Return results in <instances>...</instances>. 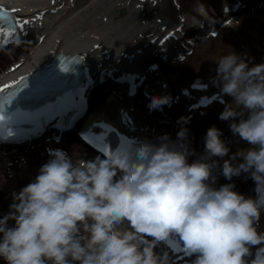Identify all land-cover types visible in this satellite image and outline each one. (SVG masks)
Returning <instances> with one entry per match:
<instances>
[{
	"label": "clouds",
	"instance_id": "clouds-1",
	"mask_svg": "<svg viewBox=\"0 0 264 264\" xmlns=\"http://www.w3.org/2000/svg\"><path fill=\"white\" fill-rule=\"evenodd\" d=\"M250 62L232 51L218 60L214 78L221 95L232 98L219 119L233 121L231 133L249 148L229 156L213 125L200 154L190 148L186 128L175 141L163 134L156 143L138 141L104 158L74 160L62 149L49 150L47 162L11 193L9 211L0 217V260L172 264L166 242L179 239L183 254L194 257L191 264H264V231L258 230L264 213V63ZM169 100L153 96L147 108L160 110ZM242 174L254 181V196L235 191L234 183L216 186L218 175L231 181Z\"/></svg>",
	"mask_w": 264,
	"mask_h": 264
},
{
	"label": "bare ground",
	"instance_id": "bare-ground-1",
	"mask_svg": "<svg viewBox=\"0 0 264 264\" xmlns=\"http://www.w3.org/2000/svg\"><path fill=\"white\" fill-rule=\"evenodd\" d=\"M236 1L159 0L157 6L152 7L151 0H0V5L9 11L18 9L13 12L17 18L30 21L22 30L18 29L7 38V43H4L6 38L0 34V91L19 74L33 68L54 50L80 54L89 76L92 74L90 66L96 68L101 63L111 62L113 71L121 70L124 76L133 77L135 85L142 88L139 90V95H143V100L138 96L134 99L140 105L139 110L147 117H152V121L147 122L139 116L136 117L134 112L128 109L112 111L109 103L117 98L114 97L112 90L109 89V92L113 97L106 92H108L107 87L114 85L116 81L99 84L107 77L102 73L95 82L87 83L82 91L86 99L85 105L92 102L94 109L90 113L98 112L101 108V111L108 114L107 117L102 118L104 122L130 139L158 141L160 136L167 134L175 141L177 132L181 128H186L190 148L194 149L197 154L203 153V137L209 122L217 118L224 110L225 103L222 97H231L215 93L218 87L215 86L214 79L207 84L197 83V89L194 86L191 87L193 84L188 87V90L179 88L178 80L175 76H171L172 64L159 61L157 55L176 53L184 45L182 39L176 38L177 34L182 31L199 35L213 22L218 24L215 21L216 17L212 16L213 13L221 17V7L230 8L229 11L233 10ZM238 1L245 2L244 7H257L264 0ZM201 5H208L213 9L212 11L206 10L210 20H204L200 27H190L192 20L185 18L187 15H193L191 19L195 17L199 21L206 17V14L200 13L202 12ZM82 16L89 17L90 20L79 25L77 21ZM240 16L236 13L234 19ZM262 16H264V10L262 12L257 10L253 17V21L257 22L256 33L246 32L248 42L256 43L251 44V47L257 51L259 63H264V54H262L264 52V20ZM164 19L168 21L166 25H162ZM229 19H232L231 16ZM234 27L228 26L229 31L222 30L221 33H231L230 29ZM44 31L47 33L41 41L38 36ZM189 38L192 37L189 36L186 39ZM89 39L97 41V45L102 49L90 48L87 44ZM148 51L157 54L147 55L150 57L147 65L151 68V73H144V70L138 71L142 64L140 57L143 52ZM113 65L115 68H112ZM159 71L163 74L160 82L156 79ZM144 74V78H141ZM114 77L115 74L111 73L107 78L115 79ZM146 87H148V93L143 91ZM164 95L170 97L169 104L162 106L160 110L149 111L147 105L152 97ZM197 113H202L203 117L196 119ZM93 121L94 117L88 124ZM49 142L45 141L34 146L25 153L21 152V149L14 150L12 153L0 150V217L9 211V205L12 203L11 193H18L32 181L38 174L40 166L47 162L49 150L62 149L74 160L78 158L90 160L100 156L98 153L87 152V146L74 135V131L71 132V137L64 142L58 141L52 145L48 144ZM194 158V156L190 157V160ZM218 180L221 185L227 183L237 185L233 178L229 181L224 177H219ZM251 181L253 182L249 178V182ZM251 185L249 189L244 186L240 190L236 186L235 191L254 196L252 190L255 183ZM263 221L264 213L259 222V231H264ZM166 246L170 250L172 264H191V260L194 259V257H186L183 254L182 243L179 239L168 240ZM0 264H5V262L0 260Z\"/></svg>",
	"mask_w": 264,
	"mask_h": 264
},
{
	"label": "rangeland",
	"instance_id": "rangeland-1",
	"mask_svg": "<svg viewBox=\"0 0 264 264\" xmlns=\"http://www.w3.org/2000/svg\"><path fill=\"white\" fill-rule=\"evenodd\" d=\"M250 17L251 14L245 13L243 16L236 18L234 23L237 24L235 29H232L231 33H221L216 38L202 40L195 46L194 51L184 58L183 63L173 66L171 76H176L177 80H179V84H184V82L190 79H192L190 81H196L205 79L206 77L215 78L216 74H213V72H216V63L222 56L227 55L232 51H234L236 54H246L247 57L251 58L249 66L260 64L255 51L250 48L251 44H255V42H248V38L246 36L247 31L251 32L252 34L256 33L257 23L256 21H253V19H250ZM107 93L108 92H106V94ZM222 100L225 104L232 103V98L222 97ZM233 107L236 106L233 105ZM196 116L198 119H200L203 117V114L197 113ZM232 122L233 121H222L218 116L217 118L210 120L208 126L209 128L214 125L223 133L221 139L228 143L230 148L229 156L236 153L237 151L245 150L250 147L246 141H243L238 136H233L229 129V124ZM224 159H228V157L226 156ZM222 162L223 161H220L221 164ZM247 176L248 174H242L240 177H233L239 190L244 186L247 187V189L252 187L251 184L254 181L249 182L250 177ZM219 177L223 178V176H217V187L221 185L220 181L218 180Z\"/></svg>",
	"mask_w": 264,
	"mask_h": 264
},
{
	"label": "snow or ice",
	"instance_id": "snow-or-ice-1",
	"mask_svg": "<svg viewBox=\"0 0 264 264\" xmlns=\"http://www.w3.org/2000/svg\"><path fill=\"white\" fill-rule=\"evenodd\" d=\"M11 11L16 12L18 9H12ZM10 15L11 14L9 12L0 7V34H3V36L6 38L4 43H7V38L11 37L18 29L22 30L25 25L30 23V21L27 19L21 20L20 18L15 17L10 18ZM5 22H7V26H5ZM165 39H167V37ZM20 83L21 82H17V84ZM2 119L3 117L0 116V120Z\"/></svg>",
	"mask_w": 264,
	"mask_h": 264
}]
</instances>
